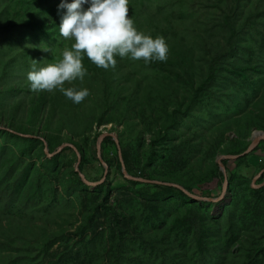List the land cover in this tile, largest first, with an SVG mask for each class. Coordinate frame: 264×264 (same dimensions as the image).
Returning <instances> with one entry per match:
<instances>
[{"label": "trees", "instance_id": "trees-1", "mask_svg": "<svg viewBox=\"0 0 264 264\" xmlns=\"http://www.w3.org/2000/svg\"><path fill=\"white\" fill-rule=\"evenodd\" d=\"M60 3L61 0H10L0 10V19L4 13L6 28H10L12 20L26 17L23 24L42 30L50 40L65 41L59 32L63 14ZM129 9L134 12L135 2L129 1ZM11 12L15 16H11ZM171 19L178 18L175 15L169 19L166 17L163 22ZM210 24V28L200 30L197 44H184L181 40L172 46L173 51L168 52L165 62H151L158 73L148 87L145 86L148 90L138 99L126 97L129 103L123 111L117 110V118H121L119 124L128 127L132 124L127 122V115L130 112L134 115V108L143 110L147 116L145 105L151 107L145 118V122L151 124L148 127L149 142L144 138V130L139 131L135 139L128 138V142L121 135L128 172L135 177L177 183L204 197H214L211 188H204L205 184L215 180L224 184L225 175L217 162L218 156L242 154L251 145L253 132L264 131V0L230 1L222 15ZM159 30L163 35L168 33L166 26ZM6 56V59L0 56V135L14 142L17 148L6 144L7 141H0V188L3 186L0 203L8 208L2 213H11L13 205L18 203L26 208L35 205L37 212L48 214L58 202V195L54 189L51 198L44 201L43 196L39 197L43 191V177L47 173L60 172L61 156L47 157L41 164L35 161L36 156L39 153L47 156L44 140L51 153L64 143L59 135L64 130L60 125L69 126V122L72 127L69 141L82 154L80 169L84 172L92 157L86 146L73 140V135L80 130L83 134L93 130L96 114L90 117L78 110L74 120L69 121V112L65 120L57 119L59 125L53 133L47 131L49 123L44 126L43 133L39 129L43 118L41 113L46 110V103L50 105L52 102L51 107L54 104L49 93L39 91L26 106L27 119L17 123L15 117L19 105L13 111L6 110L3 100L19 89L10 81L25 63L19 52ZM88 62L92 63L89 59ZM110 70V67L105 71L97 70L98 79L108 80ZM96 75L92 80L97 83ZM7 79V84L1 83ZM101 90L98 105L102 110L112 108L113 112L116 102L108 83L102 85ZM155 94L159 97L158 102L154 99ZM69 102L68 109H71L72 101L67 98L66 103ZM105 114L100 116L97 126L110 122L105 119ZM51 119L54 118H48V122ZM3 122L7 123L8 129L1 128ZM182 123L188 130L192 125L193 130L199 131L198 135L205 134L197 140L187 134L178 139L177 132ZM228 133L232 136L226 137ZM101 134L96 133L97 141ZM110 145L117 146V143L107 137L103 149ZM262 149L264 146L259 145L252 153L235 159V167L231 166L233 160H224L231 202L225 205L223 216L212 213L213 203L196 200L177 187L145 183L125 176L136 193V203L135 199L132 203L134 197H130L112 205L113 189L107 181L109 179L91 191L73 167L72 174L84 188L83 194L96 196L89 201L86 219L78 232L96 235L101 223L94 227L93 221L102 218V211L109 216V226L102 233L104 241L90 236L77 251L68 252L56 263H48L45 258L42 264H76L77 259L86 264V258L92 253L100 257L88 264H264V186L253 187L255 176L264 169V161L251 175L240 170L253 166L249 164L250 158ZM75 155L78 159L76 152ZM118 166L122 170L119 156ZM263 182L264 179L257 184ZM11 231V227L1 226L4 234ZM42 252H46V248Z\"/></svg>", "mask_w": 264, "mask_h": 264}, {"label": "rangeland", "instance_id": "rangeland-1", "mask_svg": "<svg viewBox=\"0 0 264 264\" xmlns=\"http://www.w3.org/2000/svg\"><path fill=\"white\" fill-rule=\"evenodd\" d=\"M129 1L135 2L136 4L134 12H129L135 26L145 34H151L153 38L156 36L165 37L169 52H171L173 51L172 46H174V44L177 45L181 40L184 44H197L198 35L201 32L200 30L210 28V22L213 19H218L219 16L222 15V11L227 9L230 1L233 0ZM7 3H10V0H0V10H3ZM85 7H87V5H85ZM180 10H182V12H180ZM13 14L14 13H12L11 16H15V14ZM174 15L175 18L178 19H171L169 22H163L166 17L169 19ZM1 18L0 56L6 59V55H14L19 52L21 59L25 63L19 74L10 81L13 85L18 86L19 89H17L16 92L9 94L7 98H4V109L13 111L15 106L19 105L15 121H17V123H22L27 119L25 111L26 106L31 103L32 97L36 95V92L31 90L30 83L27 80V74L31 70L32 64L35 61L38 67H42L48 63L59 61L62 58L63 51L66 48L70 49L74 41L71 38L66 39L65 41L62 39L50 40L45 34H43L42 30L23 24V21L27 20L26 17L22 19L23 16L20 20H12L9 25L10 28H6L7 20L4 19V13L3 15L1 14ZM164 26L168 28V33L163 35L159 29ZM115 59L117 61L116 66L110 67L111 72H109L110 76L107 80L103 78L98 79L96 71H105L109 68L104 69L95 66L94 63L89 64L88 59L85 56L82 62L87 69V74L83 81L77 79L72 82H65L64 87H75L77 89L87 88L90 93L89 96L80 104L72 102V108L68 109L70 107V102L66 103L67 97H65L61 91L58 89H54L51 92L46 91L49 93V97L54 105L51 107L50 105H52V102L50 105L46 103L47 108L41 113L43 118L39 124V129L44 133V129H46L44 126L49 123L47 131H49L50 134L53 133L59 125V120L57 119L65 120L66 115L69 112H71L68 117L69 121L74 120L75 114L77 115L79 112L78 110L84 111L88 116L96 114V122L93 130L87 134H83L81 132L82 130H80L73 135V140L86 146L90 157H92L91 162L84 170L85 175L91 181L100 179L105 173L102 164L98 161L97 139L95 138L96 133L102 131L116 132L119 136L120 144L121 135L124 141L128 142V138L135 139V136L137 133L139 134V131L141 130L146 132V135L144 136L146 142H149L151 138L150 134H148V127H150L151 124L148 121L145 122V118L148 117L151 112L150 106L145 105L147 116H145L143 110L140 111L135 108L134 115H130L131 112L127 115V122L132 124L130 126L128 125L129 128L127 127V124H119L121 118H117V115L119 114H117V110L124 109L125 105L129 103V100L125 99L126 97L135 96V99H138L143 96L144 92L148 90L145 89V86L147 88L149 82L155 79V74L158 73V70L151 65V62L145 63L143 59L133 60L129 57H115ZM94 67L97 68L95 69ZM123 72L130 75L125 76ZM95 75L96 79H98L96 80L97 83L95 80H92ZM91 80L93 81V86L90 85ZM140 80L141 84L139 83ZM7 82L8 79L3 80L1 83L5 85ZM107 83L110 87L111 96L116 102V104H114L113 112L112 108L106 107L102 110L101 106L98 105V101L100 100L99 94L102 92L101 86L106 85ZM154 99L158 102L159 97L155 94ZM61 100H64V102L62 103ZM159 105L161 107L160 103ZM91 110L95 111V113H92L93 111L91 112ZM200 110L203 112V108H200ZM104 112L106 113L105 119H110V122H105V124L97 126V121H99L101 118L100 116ZM114 114L116 116H114ZM207 116L213 118V115L211 114L207 113ZM50 117L54 119H51V121L48 122V118ZM93 121H95V118ZM68 124L69 126H66L65 124L60 125L64 130L59 135L63 138L64 143H70L69 140L72 127H70L69 122ZM1 125L2 129H8L6 122H3ZM189 130L187 125L183 123L180 124L177 138L180 139L187 134L186 136H191L197 140L205 134L202 132L198 135L199 131L193 130L192 125L189 127ZM228 136H232V133H228L226 137ZM0 141L2 143L7 141L8 143L6 144L13 146L15 149L17 148V146H14V142L6 140V138L1 135ZM260 146L263 147L264 143H261ZM145 151H143V156H146ZM75 152L74 149L65 148L58 153L61 156L59 160L60 172L52 175L47 173L43 177V194L41 193L39 197L42 198L43 196L44 201L51 198L54 189L58 195V202L53 204V208L48 214H46L45 211L37 212L36 210L38 207L35 205H27L28 208H26L18 203L13 205L14 211L11 213H2L8 208L3 205V203H0V264H9L12 260L13 262L16 260L14 264H42L45 258L48 263L54 261L56 263L64 258L68 252L72 250L77 251L84 242L88 241L90 236H92L94 240L104 241L102 233L106 231L109 226V216L105 211L101 212V215H103L101 219H95L93 221L94 227L97 226V223H101L100 227L95 231L96 235H91L87 232L84 234L78 232L79 227L84 224V220L86 219L85 215L88 212L87 208L88 205L91 204L89 201H91L93 197L96 199V196H89L86 195V193L83 194L84 188L77 182L76 176L72 174L73 167H76L78 162ZM118 156V146L110 145L103 149L104 159L106 158L105 160L111 162V164H109L110 169L107 177V179H109L107 181L113 189L110 203L112 205H117L130 197H134L131 199V202L134 203L135 199L136 203V193L132 190V187L129 185L122 170L118 166ZM47 157L48 155L45 156L42 153H39V156H36L35 161L41 164L47 159ZM262 161H264L263 149L250 158L249 164L253 166L241 167L240 170L247 175H251L257 170L259 163ZM208 165H210V163H208ZM236 165V160H233L231 166L235 167ZM263 175L257 180V183L259 180L261 181L264 179ZM223 185L224 184H219L218 180H215L205 184L204 188H211L214 197H219L223 193ZM1 190H3V186L0 188V193ZM90 190L94 191L95 188L90 187ZM230 202L231 196L228 191L221 202H211L213 203L212 213L215 216H223L225 205ZM2 225L11 227L12 231L4 234L1 232ZM38 233L41 235L37 236ZM45 248L46 252H42ZM99 257V254H90L86 258V264ZM77 263L82 264L79 259H77L76 264ZM70 264H73V262Z\"/></svg>", "mask_w": 264, "mask_h": 264}, {"label": "clouds", "instance_id": "clouds-1", "mask_svg": "<svg viewBox=\"0 0 264 264\" xmlns=\"http://www.w3.org/2000/svg\"><path fill=\"white\" fill-rule=\"evenodd\" d=\"M87 5V7H85ZM59 32L65 39H73L62 58L54 63L31 66L27 74L33 92L58 89L75 104L89 96L87 88H65V82L83 81L87 69L86 56L99 68L116 66L115 57L143 59L145 63L165 62L169 47L166 38L145 34L129 15V0H61Z\"/></svg>", "mask_w": 264, "mask_h": 264}, {"label": "water", "instance_id": "water-1", "mask_svg": "<svg viewBox=\"0 0 264 264\" xmlns=\"http://www.w3.org/2000/svg\"><path fill=\"white\" fill-rule=\"evenodd\" d=\"M107 137H112L117 143V146H118V149H119V157H120V160H121V163H122V172H123V174H124V176L126 178L131 179V180H137V181L145 182V183L164 184V185L174 186V187H177V188L181 189L187 195H189L190 197H192V198H194L196 200L219 203L225 198V195L228 192V188H229L228 170H227V167H226V165L224 163V160L225 159L235 160V159L240 158L241 156H244V155L252 153L261 144V142L264 141V131L256 130L253 133L251 145L242 154H239V155H222V156H220L217 159V162H218V164L220 166V169L225 175V181H224V185H223V193L219 197H204V196L198 195L196 193L190 192L184 186H182L180 184H177V183H171V182L168 183V182H162V181H159V180H150V179H146V178H142V177L132 176L128 172V169H127V166H126V163H125V160H124L123 150H122V147H121V144H120L119 136H118V134L116 132L102 131V134L98 138V141H97L98 158H99V160L101 161L102 165L105 168L104 176L99 181H91V180H89L87 178V176L85 175V173L83 171H81L80 165H81V162H82V154H81L79 149L74 144H72V143H63L60 147H58V149L56 151L51 153L50 150H49L48 142L46 140H44L45 144H46V149L45 150H46V153H47L48 157H53V156L57 155L58 153H60L61 151H63L65 148H68V147L73 148L76 151L77 156H78V162H77V165L75 167L76 171L79 173L80 177L82 178L83 182L86 185H88V186H90L92 188H96L97 186L103 184L107 180V177H108V174H109V169H110L109 164L103 157V143H104V140ZM263 174H264V169L255 176L254 181H253V187L260 188V187L264 186V182L261 183V184H257V180Z\"/></svg>", "mask_w": 264, "mask_h": 264}]
</instances>
